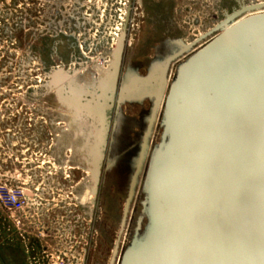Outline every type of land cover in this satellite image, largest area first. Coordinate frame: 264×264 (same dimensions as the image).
<instances>
[{
    "label": "rangeland",
    "instance_id": "rangeland-1",
    "mask_svg": "<svg viewBox=\"0 0 264 264\" xmlns=\"http://www.w3.org/2000/svg\"><path fill=\"white\" fill-rule=\"evenodd\" d=\"M14 1L0 0V7ZM49 6L46 36L31 31L26 42L20 33L7 67L11 75H0V197L12 193L24 200L23 210L13 214L0 202V264H120L146 229L145 178L177 67L219 35L214 29L241 7L245 12L228 27L264 14V0H57ZM120 40L118 86L186 49L168 67L166 92L126 210L152 100L124 102L110 113L112 130L98 174L93 164L101 123L61 103L53 85L61 70L70 77L66 84L93 90L112 69Z\"/></svg>",
    "mask_w": 264,
    "mask_h": 264
},
{
    "label": "water",
    "instance_id": "water-1",
    "mask_svg": "<svg viewBox=\"0 0 264 264\" xmlns=\"http://www.w3.org/2000/svg\"><path fill=\"white\" fill-rule=\"evenodd\" d=\"M243 12L244 7L233 12L214 29L219 35L177 67L145 178L146 229L120 264H264V14L227 26ZM122 50L120 40L107 88L95 100L81 96L77 105L100 115L99 174L110 113L124 102L152 100L126 210L166 92L168 67L185 50L118 86ZM69 79L57 71L54 88Z\"/></svg>",
    "mask_w": 264,
    "mask_h": 264
},
{
    "label": "flooded vegetation",
    "instance_id": "flooded-vegetation-1",
    "mask_svg": "<svg viewBox=\"0 0 264 264\" xmlns=\"http://www.w3.org/2000/svg\"><path fill=\"white\" fill-rule=\"evenodd\" d=\"M56 1L57 0H54V1H51V0H21L20 2L19 0H15L13 4H9L7 7H0V75L3 74V71H5L6 73L5 75H3V77L8 78L11 75V72L7 70V67L12 66V63L14 61L15 48L18 47L17 42H19L17 37H20L19 36L20 33L24 34V37L26 38V42H31V38H30V36L32 35L31 31L38 32V34L40 35V38L46 36L45 31H46V26H47L46 20H47L48 5H50L49 7H51ZM19 3L23 5V8L17 5ZM27 56L29 57V54ZM94 99H95V96H94ZM7 109L9 110V108ZM84 112L85 114L83 115L93 118V119L95 118L98 121V124L100 123V120L97 114H90L86 111ZM10 124L12 125L13 121H11ZM148 125H149V120L147 122L146 131L148 129ZM7 126L10 127L9 125ZM152 128H153V125H152ZM152 128H151L149 140L152 137ZM111 130H112V126L110 127L109 132ZM98 144H99V140H98ZM97 152H98L97 153V158H98V155H100L99 148L97 149ZM104 159L105 158L103 155V158L100 164V170H101V167L103 166ZM136 164H137V161H136ZM136 164H135L133 175L136 170ZM132 177H131V180H132ZM98 179H100V177ZM131 180H130V183H131ZM130 183H129V187H130ZM128 192H129V188H128ZM127 198H128V194H127Z\"/></svg>",
    "mask_w": 264,
    "mask_h": 264
},
{
    "label": "bare ground",
    "instance_id": "bare-ground-1",
    "mask_svg": "<svg viewBox=\"0 0 264 264\" xmlns=\"http://www.w3.org/2000/svg\"><path fill=\"white\" fill-rule=\"evenodd\" d=\"M184 50L186 51V49H184ZM114 65H115V61H113L112 69L109 71L108 75L105 78H103L101 81H99L93 90L88 89L86 87L82 88V86H81L80 89L78 88V90H77V88L73 87L72 84H69V85L66 84V83L60 84L57 87L56 90H57V95L59 96L58 98H60L62 100L61 103H63V101H64L67 104L68 108H71L76 114H82V115L85 114L84 111L87 112V110L83 109V104L81 105V107H79L77 105L78 103H80L79 102L80 101V97L81 96H84V97L88 96V97H91L93 100H95L99 96L100 92H102L103 89L107 88V86L109 85V83L111 81V78H112V74H113V68H115ZM74 86H76V85H74ZM94 96H95V99H94ZM74 97H76V98L74 99ZM60 99H59V101H60ZM88 113L94 114V113H91V112H88ZM97 116H98V118L100 120V115H97ZM98 140H99V144L97 145V149L99 148V154H100V144H101V140H102V130H101V137ZM95 152H97V150ZM96 159H97V156H96ZM96 165H97V160L95 161L93 166L95 167ZM91 177H92L93 183L95 185L96 184L95 183L96 177H95V174L92 173V170H91ZM94 188H95V186H94ZM92 193H90V198H89L91 200L93 198V194Z\"/></svg>",
    "mask_w": 264,
    "mask_h": 264
},
{
    "label": "built area",
    "instance_id": "built-area-1",
    "mask_svg": "<svg viewBox=\"0 0 264 264\" xmlns=\"http://www.w3.org/2000/svg\"><path fill=\"white\" fill-rule=\"evenodd\" d=\"M1 205L9 213L20 212L23 210V198L20 195L9 193L6 197H0Z\"/></svg>",
    "mask_w": 264,
    "mask_h": 264
}]
</instances>
